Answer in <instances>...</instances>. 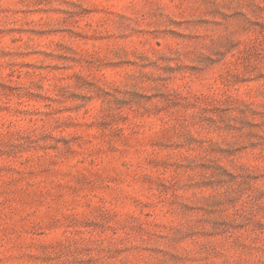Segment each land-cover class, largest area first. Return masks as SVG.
Masks as SVG:
<instances>
[{
    "label": "rangeland",
    "instance_id": "374dc122",
    "mask_svg": "<svg viewBox=\"0 0 264 264\" xmlns=\"http://www.w3.org/2000/svg\"><path fill=\"white\" fill-rule=\"evenodd\" d=\"M0 264H264V0H0Z\"/></svg>",
    "mask_w": 264,
    "mask_h": 264
}]
</instances>
